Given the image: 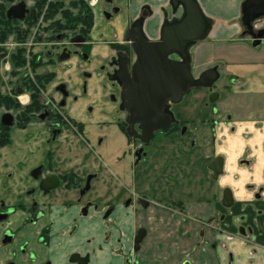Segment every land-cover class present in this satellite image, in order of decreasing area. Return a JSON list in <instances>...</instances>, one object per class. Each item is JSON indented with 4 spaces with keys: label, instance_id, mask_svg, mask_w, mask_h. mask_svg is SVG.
Segmentation results:
<instances>
[{
    "label": "flooded vegetation",
    "instance_id": "1",
    "mask_svg": "<svg viewBox=\"0 0 264 264\" xmlns=\"http://www.w3.org/2000/svg\"><path fill=\"white\" fill-rule=\"evenodd\" d=\"M64 1L0 0V264H264V163L258 169L254 153L264 151V114L257 135L238 132L219 106L218 65L212 88L193 87L213 107L197 140L182 138L191 122L173 112L146 139L123 106L134 45L165 46L178 60L181 51L164 43L188 42L194 76L211 68L194 73L193 49L214 21L200 0ZM249 1L240 20L258 45L244 24ZM230 139L241 153L228 170L220 148ZM110 144L113 162L100 155ZM184 149L174 168L172 154ZM246 176L260 186L245 181L242 198L222 183Z\"/></svg>",
    "mask_w": 264,
    "mask_h": 264
},
{
    "label": "crops",
    "instance_id": "2",
    "mask_svg": "<svg viewBox=\"0 0 264 264\" xmlns=\"http://www.w3.org/2000/svg\"><path fill=\"white\" fill-rule=\"evenodd\" d=\"M243 1L200 0L205 14L212 17L214 21L206 36L203 37L204 39L193 49L192 61L196 75L208 67L219 66L222 76L218 85L222 95L219 106L222 113L233 114V122L237 125L238 132L248 129L256 134L259 129L255 124L257 119H254V110L259 108L260 112L262 111L261 113L264 114V98L258 96L261 94L260 92L244 89L250 79L258 85L264 84L261 81L264 79V38L260 44L254 45L251 38L243 34L244 29L240 20ZM260 27L264 29V16L255 23V28ZM230 76L238 77L244 86L228 85L226 87V79ZM237 88H240L241 91L234 90ZM248 118H251V121ZM231 124L233 123L223 124L222 130H229ZM252 143L249 141L247 144ZM235 145L236 141L230 139L220 148V151L228 155V170L235 168L232 163L240 152V150H236L235 153L232 148ZM254 153L260 158L258 169H263V149L254 150ZM245 181H251L249 176L244 177L238 183H232L228 181V177H224L222 183L234 184L237 189L236 193L242 198L246 192L242 190L241 186L243 185L241 184H245ZM252 181L256 183V186H260V181L257 178Z\"/></svg>",
    "mask_w": 264,
    "mask_h": 264
},
{
    "label": "water",
    "instance_id": "3",
    "mask_svg": "<svg viewBox=\"0 0 264 264\" xmlns=\"http://www.w3.org/2000/svg\"><path fill=\"white\" fill-rule=\"evenodd\" d=\"M262 1L264 0H250L249 4H255L253 9L247 2L243 5L244 24L255 39V44H259L264 37V30L255 32L252 25L255 19L264 14V9H258V6H262ZM12 9L14 8L10 9L9 14ZM164 44L172 45L175 50L179 49L180 59L168 58L169 52L165 46L163 49L162 46L155 48L154 45L139 49L134 45L138 58L133 65L132 73H127L122 80L125 88L123 106L130 114L129 123L130 125L139 123L140 129L144 135L146 134V139L151 137L155 130L165 129L171 125L174 117L170 106L182 101L188 90L196 86L212 88L218 79L216 66L206 69L199 77L194 76L191 57L186 50L188 42L174 40ZM216 161L220 169L222 160L219 158Z\"/></svg>",
    "mask_w": 264,
    "mask_h": 264
},
{
    "label": "rangeland",
    "instance_id": "4",
    "mask_svg": "<svg viewBox=\"0 0 264 264\" xmlns=\"http://www.w3.org/2000/svg\"><path fill=\"white\" fill-rule=\"evenodd\" d=\"M68 1L69 0H65L64 3H67ZM100 48L101 49H106L105 47H100ZM96 58L97 59L95 61V64L98 65L99 64L98 63L99 57H96ZM94 70L98 71L99 68L95 67ZM99 77H100L99 74L98 75L96 73L94 74V78L91 80L93 85H96V84L100 85L102 83V79L99 78ZM237 87H238V85H237ZM194 89H196V88H191V91L187 92L184 95L182 101L172 105V107H173L172 112L174 113V116L177 119L178 118L179 119L186 118V119L190 120V122H191L188 131L182 137L183 139H185L187 141L190 140V139H192V140L196 139L197 140L198 139L197 135H199V134H203V133L207 134L209 126L205 125V123L203 121H200V120H201V118L202 119L205 118V116H209V114H211L213 112L212 104H210V102H209V93L200 94V96H196L195 97ZM234 90L238 91V92L241 91L240 88H237V89H234ZM244 90L260 92L261 94L258 95V96L260 98H264V84L258 85L257 83H253L252 79L249 80V82L246 85ZM179 110H182V111H180L181 114L178 113ZM254 112H255L254 113V119H259L260 117L263 116V113H261L262 111L260 112L259 108H256L254 110ZM18 139H19V137H18ZM73 145L74 146H78V147L79 146H84V144L82 145L81 143H76V144L73 143ZM162 147H163V149L167 148L166 144L162 145ZM105 148H108V149H105ZM30 149L32 150L33 148H30ZM184 152H185V149L181 150V151L180 150H178V151L175 150L174 154H172V156H174L173 157L174 168H180L182 165H184V161L182 160V158L184 156ZM101 153H103V154H100V155L104 156L103 157L104 161L113 162V158L118 153V151L117 150L112 151V147H111V144H110L108 147L105 146L104 148H102L101 149ZM165 153H166V151L163 150L162 154L164 155ZM86 156H88V155H86ZM86 156L82 158L84 160V162L90 161V159L87 160ZM89 158H91V157L89 156ZM94 162L97 163L98 160L94 159ZM160 162H161V160H160V157H159V163ZM115 171L116 172L118 171V167L117 166H116ZM127 174L129 176L131 174V171L128 170ZM101 184L102 183L100 181L98 186H97V188L101 189ZM179 188L181 189V192H182L183 186H181ZM131 190L132 191L134 190V186H128L127 194H129L131 192ZM133 193H134V191H133Z\"/></svg>",
    "mask_w": 264,
    "mask_h": 264
}]
</instances>
